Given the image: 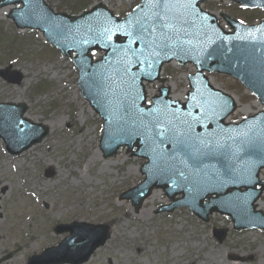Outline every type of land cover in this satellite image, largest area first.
I'll use <instances>...</instances> for the list:
<instances>
[{
    "label": "water",
    "instance_id": "1",
    "mask_svg": "<svg viewBox=\"0 0 264 264\" xmlns=\"http://www.w3.org/2000/svg\"><path fill=\"white\" fill-rule=\"evenodd\" d=\"M202 1L167 0L157 6L142 0L121 19L102 3L75 16L55 13L44 0H0V9L11 6L7 17L15 27L37 30L62 55L74 54L80 93L102 119V157H114L126 146L125 153L145 159L139 169L144 179L119 200H129L137 212L159 188L170 203L160 205L155 214L186 207L203 222L216 213L229 217L234 230L264 231V214L254 210L264 190L259 181L264 111L225 123L237 105L232 96L211 87L203 74L236 77L264 105V21L245 26L221 14L232 30L225 32L213 16L199 10ZM231 1L264 9V0ZM95 50L104 55L93 61L89 52ZM172 59L181 65L191 62L197 69L188 76L191 90L184 103L171 101L169 87L163 85L166 79L158 77L161 65ZM0 74L10 82L21 77L8 68ZM155 80L161 86L145 105L143 82ZM24 110V105L0 103V137L11 154L38 143L48 132L21 118ZM54 231L68 235L28 258L27 264H82L109 236L106 224L76 221ZM212 234L221 243L226 230L213 229Z\"/></svg>",
    "mask_w": 264,
    "mask_h": 264
},
{
    "label": "rangeland",
    "instance_id": "2",
    "mask_svg": "<svg viewBox=\"0 0 264 264\" xmlns=\"http://www.w3.org/2000/svg\"><path fill=\"white\" fill-rule=\"evenodd\" d=\"M46 1L56 11L70 13L64 4L68 0ZM92 1L104 2L120 15L138 2ZM203 8L223 11L241 21L248 15H261L225 0L205 1ZM7 12L8 8L0 10V30L17 36ZM260 18L264 19V13ZM20 34L27 39L24 54L16 58L15 49L5 55L7 48L0 47V70L9 65L21 74L17 83L0 77V102L25 104L23 116L43 123L49 132L19 155L8 154L0 140V259L9 255L0 264H26L29 256L66 236L53 232L56 224L71 221L110 227L105 244L83 264H264V233L258 229H228L218 243L211 228H229L223 215H211L209 222L203 223L185 208L153 214L159 204L167 203L160 190H154L153 200L147 197L137 212L129 202L119 201L121 192L142 180L139 166L143 160L127 157L122 148L114 157L101 158L96 146L101 121L80 97L71 61L43 43L37 32ZM13 57L16 59L10 60ZM193 72L191 65L171 63L163 66L161 76L169 78L174 86L171 94L179 97L187 90L186 76ZM209 78L213 86L239 101L238 108L243 111L238 109L230 120L259 108L257 100L236 80L214 73ZM41 81L49 86L38 90ZM156 85H148L149 92ZM95 152L99 153L96 157ZM46 170L51 172L49 176L44 174ZM260 199L264 212V196Z\"/></svg>",
    "mask_w": 264,
    "mask_h": 264
},
{
    "label": "trees",
    "instance_id": "3",
    "mask_svg": "<svg viewBox=\"0 0 264 264\" xmlns=\"http://www.w3.org/2000/svg\"><path fill=\"white\" fill-rule=\"evenodd\" d=\"M88 1L89 0H75L74 4L69 5L70 8H68V9H70L71 11H75V10L79 9L80 6L86 4V2H88ZM23 43H24L23 40L18 39L17 37H13V36L12 37L6 36L0 30V47L1 48L5 47L8 50V51L3 52L5 55H8L10 52H13V50H15V49H16V51L14 53L18 52V50L21 48ZM47 86H49L48 83L42 82V83L38 84L36 86V88L38 90H40V89L47 88Z\"/></svg>",
    "mask_w": 264,
    "mask_h": 264
},
{
    "label": "bare ground",
    "instance_id": "4",
    "mask_svg": "<svg viewBox=\"0 0 264 264\" xmlns=\"http://www.w3.org/2000/svg\"><path fill=\"white\" fill-rule=\"evenodd\" d=\"M209 81L211 82V78L209 79ZM169 84H170L171 89H173L174 86H173L171 83H169ZM166 85H168V84H166ZM239 110H240V111H243L242 108H240ZM235 111H236V112H234L232 116H234V115L237 113V109H236ZM238 112H239V111H238ZM98 154H99L98 152H95V153H94V156L96 157ZM263 196H264V194H263ZM154 197H155V192H153V193L150 195L149 200H150V201L153 200ZM260 200H261V199H260ZM260 200L257 202V208L260 209V210H262V209H261V208H262V204H260ZM263 206H264V205H263Z\"/></svg>",
    "mask_w": 264,
    "mask_h": 264
},
{
    "label": "snow or ice",
    "instance_id": "5",
    "mask_svg": "<svg viewBox=\"0 0 264 264\" xmlns=\"http://www.w3.org/2000/svg\"><path fill=\"white\" fill-rule=\"evenodd\" d=\"M154 3L157 4V6H162L167 3V0H153Z\"/></svg>",
    "mask_w": 264,
    "mask_h": 264
}]
</instances>
